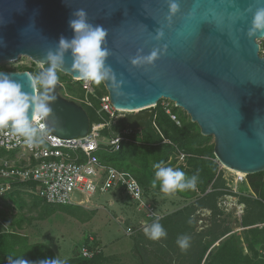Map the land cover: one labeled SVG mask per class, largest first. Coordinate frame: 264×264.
Masks as SVG:
<instances>
[{"label": "water", "instance_id": "obj_1", "mask_svg": "<svg viewBox=\"0 0 264 264\" xmlns=\"http://www.w3.org/2000/svg\"><path fill=\"white\" fill-rule=\"evenodd\" d=\"M258 6L264 0H0V66L21 56L50 65L47 53L56 51L62 36L73 38L69 20L82 8L90 23L107 29L106 64L113 76L102 84L115 108L134 112L123 124L144 127L150 108L167 99L213 138L222 166L256 174L264 172V54L258 42L264 27L252 22ZM73 63L66 50L56 70L79 78ZM44 71L39 67V74ZM0 73L36 95L28 71ZM61 88L57 81L45 89L52 107L45 128L61 138L84 136L88 114Z\"/></svg>", "mask_w": 264, "mask_h": 264}, {"label": "trees", "instance_id": "obj_2", "mask_svg": "<svg viewBox=\"0 0 264 264\" xmlns=\"http://www.w3.org/2000/svg\"><path fill=\"white\" fill-rule=\"evenodd\" d=\"M20 70H26L31 73V68L23 66ZM95 84L96 93L101 95L106 93L102 84ZM73 93L75 89L66 86ZM77 92L82 93L81 87L76 88ZM78 93V94H80ZM160 100L152 109V115L145 122L149 123L150 133L153 137H143L138 134L141 129L132 130L129 137L133 141H124L117 151H108L99 149L95 152L98 160L101 163L109 164L119 170L129 172L140 184L145 196L150 193L161 191L159 181L153 187L152 181L155 179V167L157 163H162V166H170L169 158L173 155L175 145L178 149L189 154L186 167H177L184 171L186 177H191L194 174L198 175L196 187L184 191H177L174 194L182 199L195 197V202L184 208L167 212L160 217L159 223L167 232L166 238L160 240H151L144 233V227L153 223L156 218L151 219L142 227H137L140 238H144L149 244H141L143 240L135 241L133 249L136 253H142L139 249L143 246L145 251H152L142 260L141 264H156V262L167 261L165 264L178 262V264H264V259L259 256L258 249L264 248V227H255L253 225L264 222V211L260 200L253 199L250 194L237 195L239 204L243 205V214L241 216L240 226L244 227L241 232H232V228L228 225L221 226L222 221L219 220L227 213L223 207H220L222 196L226 194L224 191L225 180L223 171L219 167L213 154V143L210 136H204L200 133L199 127L195 122L186 118L182 109L172 106L171 112L181 120V125H177L165 112ZM94 108H90L82 104L88 114L90 127L94 123L101 121V117L96 113L98 108L97 100L93 99ZM152 123L161 132L158 133ZM167 124L170 129L166 130L163 124ZM125 126L122 120L115 126V129H121ZM103 134H108L107 129L102 130ZM146 134V133H145ZM164 134L171 142L161 144ZM2 154V152H1ZM246 181L243 187L246 192L253 191L258 198H264V172L250 174L246 176ZM33 183L27 181L25 183H17V187L0 196V205L8 206L7 200H10L14 205L22 210L24 207H41L40 219L48 217L55 212H63L75 217H82L84 211L80 205H53L46 203L41 197L30 194L29 202L25 200L27 188ZM209 191L206 192V190ZM151 196V195H150ZM257 205L262 210V220L256 222L247 221V211L250 207ZM154 206V205H153ZM73 207V208H70ZM31 209V208H30ZM199 209L210 210V216L207 218L210 225L202 230L195 229V212ZM79 210L78 213L75 211ZM229 213V212H228ZM198 217V216H197ZM0 219L8 223L7 231H0V264H13L16 259L22 258L29 261L30 264H36L41 259L56 258L49 244L45 242L30 243L24 234L17 232V228H22V224H30L28 218L23 215L12 217L10 220L6 218L3 209H0ZM31 219V218H29ZM26 221V222H25ZM16 230H15V229ZM189 236L190 243L186 250H182L177 243L178 238ZM88 237H85L80 245H88ZM219 240L215 245L214 242ZM151 242L156 243L154 250L150 249ZM97 243V242H96ZM98 244V243H97ZM77 245L72 256L65 259L66 264H106L107 257L103 254V250L93 254L92 257H83L78 254ZM156 247L158 250H156ZM156 250V251H155ZM138 254V255H139ZM142 256L144 254H141ZM140 255V258H142ZM159 263V264H160Z\"/></svg>", "mask_w": 264, "mask_h": 264}, {"label": "built area", "instance_id": "obj_3", "mask_svg": "<svg viewBox=\"0 0 264 264\" xmlns=\"http://www.w3.org/2000/svg\"><path fill=\"white\" fill-rule=\"evenodd\" d=\"M71 79L78 82L82 94L77 98L73 96L69 98L90 108H94L93 99L97 100L96 113L101 117V121L89 126V130L84 136L66 139L48 132L43 120H38L36 122L43 125V128L37 132V137L43 139L44 143L33 146H29L24 138L18 136L10 127H0V196L16 188L17 183L27 181L33 183L27 188V192L54 205H82L85 198L97 192L105 193L118 190L134 203L138 211L144 210L146 218L160 217L154 206L146 202L142 187L129 172L101 163L95 155L99 149L117 151L122 142H133L129 137L133 129L126 125L121 129H115L120 120L126 117L127 112L115 108L111 104L107 92L101 95L97 94L93 81L81 78ZM161 100L165 112L176 124H179L176 115L171 112V102L167 99ZM152 124L161 135L155 123ZM103 129H107L108 134H103ZM165 142L171 144L169 140H165ZM173 146V155L169 158L168 163L171 162L170 166L174 169L186 167L189 154L178 149L175 145ZM10 154L12 155L9 156ZM220 168L223 171L224 191L226 192L220 204L226 212L229 210L226 204H231V200H236L237 195L240 194H250L253 199L260 200L264 210V198H258L251 190L248 193L239 191L238 185L245 182V175L227 172L221 165ZM78 195L82 197L78 198ZM6 202L10 207L15 206L10 200ZM240 207L235 212L239 220L243 214V205ZM0 209L4 208L0 205ZM253 226L264 227V222ZM239 228L244 229V227ZM7 230H10L8 224L0 219V231ZM89 241L91 243L93 238L90 237ZM258 252L259 256L264 258V248L260 247ZM80 254L91 256L92 250L87 246H81Z\"/></svg>", "mask_w": 264, "mask_h": 264}, {"label": "rangeland", "instance_id": "obj_4", "mask_svg": "<svg viewBox=\"0 0 264 264\" xmlns=\"http://www.w3.org/2000/svg\"><path fill=\"white\" fill-rule=\"evenodd\" d=\"M260 44V54H264V38L258 41ZM23 66L31 68V73L34 76L39 75V67L47 71L51 65H42L36 64L28 57L21 56L15 62H9L0 66L2 70L15 71L20 70ZM58 81L63 84V89L61 94L67 98L70 96L79 97L82 93L77 92L76 88L79 87L78 82L72 80L70 76L61 73L56 70ZM94 83V82H93ZM69 85L75 89L76 93H73L72 90L66 88ZM98 85V84H97ZM37 88V95L45 93V89L40 87ZM80 93V94H78ZM171 102V101H170ZM174 106L173 102L170 103V107ZM177 107V106H176ZM179 108V107H178ZM181 109V108H180ZM151 110V109H150ZM184 112V116L188 118V114ZM130 114H134L130 113ZM177 117V116H176ZM179 117V116H178ZM177 117V119H178ZM179 124L181 125V120L178 119ZM150 127L149 123L144 126V129L138 131L139 135L143 137H153V134L150 133L148 129ZM163 127L168 130L170 129L167 124H163ZM138 130V129H134ZM146 133V134H145ZM161 144H166L164 141L168 140L166 135L162 138ZM211 143H213V138L211 137ZM10 154L9 156H11ZM227 172L233 173L230 169L224 167ZM230 176V175H228ZM240 192H246L243 187V184L238 185ZM209 190V189H207ZM206 190V192H207ZM151 195V196H150ZM150 195L145 196L146 202H149L150 205H154V209L159 214H165L167 212H172L181 208H184L188 205H191L195 202V197L189 199H182L176 194H166L162 191L155 193H150ZM81 195H78V198H81ZM29 202L30 198L25 199ZM234 200V199H233ZM238 200V198H237ZM112 201V202H110ZM236 201V200H234ZM232 204V203H231ZM231 204H226L228 210L225 215L220 216L219 220L222 221L221 226L228 225L236 233H240V222L237 218L235 212L239 207H233ZM83 210L81 215L82 217L72 216L63 212H55L52 215L41 218L39 217L42 213L41 207H24L22 210L15 207L4 206L3 210L6 214L7 219H11L14 216L23 215L24 218H28L30 224H22L24 228H17V232L27 236L30 243L34 242H45L49 244L53 252L56 254V257L59 259H67L73 254V250L77 245L83 243L85 237L89 234L95 235L98 245L102 248L103 254L107 257L106 264H141L142 260L145 259L149 253L152 251H145L143 246L139 249L144 254L138 256V253H135L133 249L135 241H140L141 244L148 243L144 238H140L137 227L145 225L143 223L145 216L143 211H138L137 207L133 202L129 201L127 197L118 190H111L105 193H95L92 196L85 198V203L82 204ZM221 207V204H220ZM11 208V209H10ZM31 208V209H30ZM73 208V207H70ZM142 209V208H141ZM264 211V210H263ZM76 213L79 210L75 211ZM210 210L199 209L195 212V217L197 218L195 223V229L198 231L204 229L210 225L209 219ZM10 214V215H9ZM247 221L256 222L262 220V210L257 205L250 207V210L247 211ZM198 216V217H197ZM31 218V219H29ZM150 223V221H149ZM127 227H130L132 230L127 232ZM219 240L214 242L212 245H215ZM144 242V243H143ZM156 243L151 242L149 246L150 249L154 250ZM156 250L157 247H156ZM155 250V251H156ZM264 259V258H263ZM160 263V262H159ZM156 262V264H159ZM167 261H163L160 264H165ZM176 264V263H175Z\"/></svg>", "mask_w": 264, "mask_h": 264}, {"label": "clouds", "instance_id": "obj_5", "mask_svg": "<svg viewBox=\"0 0 264 264\" xmlns=\"http://www.w3.org/2000/svg\"><path fill=\"white\" fill-rule=\"evenodd\" d=\"M171 7L172 10L175 11L177 4L173 3ZM248 11H252V8L250 7ZM72 17L73 18L69 20V26L74 32L73 38L69 40L62 36L59 39L56 51L53 52L50 50L47 53V59L51 65L47 71H44L34 77L32 73L29 72L32 76L28 77L30 87L48 89L55 85L58 81L56 69L64 63L65 51L69 49L71 50L74 60L73 67L76 69V73L79 78L86 81L91 80L96 84H100L102 81L113 76L112 69L106 64V58L109 55V50L105 46L107 29L101 25H93L90 23L88 21L87 12L82 8L75 10ZM252 22L256 28L264 27V6H258L255 8ZM251 35L252 31H249V36ZM155 55L156 53L153 52L150 56L146 57V59L150 61ZM133 63H137V61L134 60ZM61 85L62 90L63 84ZM48 101L49 97L46 93L30 96L23 90L22 84L14 80L11 75L0 73V127H10L18 136L24 138L25 142L29 146L44 143L43 139L37 137V132L43 128V125L38 124L36 121L46 120L50 117L52 107L49 105ZM29 110H31V116H29ZM130 113L133 112H127V115ZM220 165L221 164L219 163V167ZM154 167L156 171L155 179L152 181V185L155 187L157 181H159L161 191L166 194H173L177 191L194 189L196 187L198 180L197 174H194L191 177H186L185 172L179 168L174 169L171 166H162V163H157ZM222 167L224 168V166ZM246 176L247 175H245V177ZM245 182L247 181L245 180ZM27 194L30 195L32 193L27 192ZM33 195L37 196L35 194ZM22 196H25V199L29 198L27 195ZM237 202V199L236 201L232 199L231 203L233 205H231L235 208L239 207L236 209H240L241 204ZM8 206L10 205L8 204ZM159 215L160 217L162 216L161 214ZM160 217H156V220L153 223L146 225L143 229L145 235L151 240H160L161 238L167 237L166 230L159 223ZM150 220L151 219L145 217L143 223L147 224ZM239 222H241V219ZM131 230L132 229L130 227H127L126 229L127 232H130ZM232 232L234 231L232 230ZM94 236L95 235L93 234H89L87 236V240H89L90 237L93 238V241L91 243L88 241L87 245V247L92 250L91 256L83 257H92L93 254L101 251L102 248L96 243V237L94 238ZM177 243L182 250H186L189 247L190 237L186 235L182 236L178 238ZM81 246L86 245L82 244L79 246V255H81ZM13 264H30V262L19 258L16 259ZM36 264H66V261L57 257L53 259L45 258L37 261Z\"/></svg>", "mask_w": 264, "mask_h": 264}, {"label": "bare ground", "instance_id": "obj_6", "mask_svg": "<svg viewBox=\"0 0 264 264\" xmlns=\"http://www.w3.org/2000/svg\"><path fill=\"white\" fill-rule=\"evenodd\" d=\"M224 167L230 169V170L233 172V174H240V175H245V174H246V173L243 172V171H240V170H237V169H234V168L228 167V166H224Z\"/></svg>", "mask_w": 264, "mask_h": 264}, {"label": "flooded vegetation", "instance_id": "obj_7", "mask_svg": "<svg viewBox=\"0 0 264 264\" xmlns=\"http://www.w3.org/2000/svg\"><path fill=\"white\" fill-rule=\"evenodd\" d=\"M135 253H136V252H135ZM139 255H140V254H139ZM139 255H138V256H139ZM178 262H179V261H177V262H172L171 264H175V263L178 264Z\"/></svg>", "mask_w": 264, "mask_h": 264}, {"label": "crops", "instance_id": "obj_8", "mask_svg": "<svg viewBox=\"0 0 264 264\" xmlns=\"http://www.w3.org/2000/svg\"><path fill=\"white\" fill-rule=\"evenodd\" d=\"M27 196H30V195H27ZM110 202H112V201H110ZM84 203H85V202H84ZM82 207H83V206H82ZM9 215H10V214H9ZM161 215H163V214H161ZM25 222H26V221H25ZM24 224H25V223H24ZM23 226H24V225H23ZM23 226H22V228H24Z\"/></svg>", "mask_w": 264, "mask_h": 264}]
</instances>
